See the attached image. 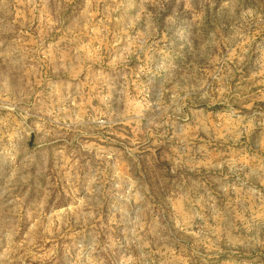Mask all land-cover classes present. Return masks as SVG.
<instances>
[{
	"label": "rangeland",
	"instance_id": "1",
	"mask_svg": "<svg viewBox=\"0 0 264 264\" xmlns=\"http://www.w3.org/2000/svg\"><path fill=\"white\" fill-rule=\"evenodd\" d=\"M0 264H264V0H0Z\"/></svg>",
	"mask_w": 264,
	"mask_h": 264
},
{
	"label": "water",
	"instance_id": "2",
	"mask_svg": "<svg viewBox=\"0 0 264 264\" xmlns=\"http://www.w3.org/2000/svg\"><path fill=\"white\" fill-rule=\"evenodd\" d=\"M32 144V143H31Z\"/></svg>",
	"mask_w": 264,
	"mask_h": 264
}]
</instances>
